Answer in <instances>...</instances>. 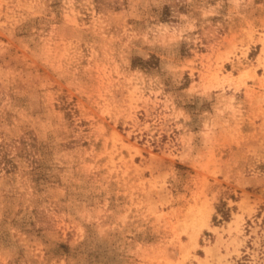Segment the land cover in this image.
<instances>
[{
	"label": "rangeland",
	"instance_id": "rangeland-1",
	"mask_svg": "<svg viewBox=\"0 0 264 264\" xmlns=\"http://www.w3.org/2000/svg\"><path fill=\"white\" fill-rule=\"evenodd\" d=\"M0 264H264V0H0Z\"/></svg>",
	"mask_w": 264,
	"mask_h": 264
}]
</instances>
